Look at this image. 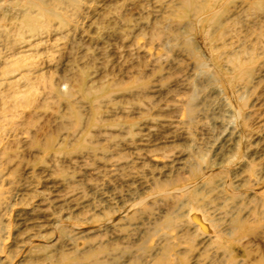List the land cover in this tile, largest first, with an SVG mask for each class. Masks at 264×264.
<instances>
[{
  "label": "rangeland",
  "instance_id": "1",
  "mask_svg": "<svg viewBox=\"0 0 264 264\" xmlns=\"http://www.w3.org/2000/svg\"><path fill=\"white\" fill-rule=\"evenodd\" d=\"M207 2L0 1V264H264V0Z\"/></svg>",
  "mask_w": 264,
  "mask_h": 264
},
{
  "label": "bare ground",
  "instance_id": "2",
  "mask_svg": "<svg viewBox=\"0 0 264 264\" xmlns=\"http://www.w3.org/2000/svg\"><path fill=\"white\" fill-rule=\"evenodd\" d=\"M1 2H2V0H0ZM218 0H208V2H207V4L205 5V7H204V11H205V13H206V15H207V20H204V22H203V24H208V25H210L211 23H212V25H214L215 23H217L216 21H218L217 19H218V17H216V19H214V16H211V14H210V12L211 11H213L214 10V6L216 5V3L215 2H217ZM5 3V2H4ZM7 3V2H6ZM188 3H189V1H188ZM193 2H190V7L192 8V6H193ZM223 12H224V9L222 10ZM242 12V11H241ZM204 13V14H205ZM213 17V18H212ZM199 20V19H198ZM23 25L27 28H30L31 30H35L36 29V27L33 25V22H32V20L31 19H29V18H27L26 20H25V23H23Z\"/></svg>",
  "mask_w": 264,
  "mask_h": 264
}]
</instances>
